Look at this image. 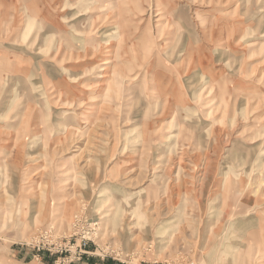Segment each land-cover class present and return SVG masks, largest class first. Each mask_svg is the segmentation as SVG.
I'll list each match as a JSON object with an SVG mask.
<instances>
[{
  "label": "rangeland",
  "instance_id": "rangeland-1",
  "mask_svg": "<svg viewBox=\"0 0 264 264\" xmlns=\"http://www.w3.org/2000/svg\"><path fill=\"white\" fill-rule=\"evenodd\" d=\"M0 264H264V0H0Z\"/></svg>",
  "mask_w": 264,
  "mask_h": 264
},
{
  "label": "bare ground",
  "instance_id": "bare-ground-1",
  "mask_svg": "<svg viewBox=\"0 0 264 264\" xmlns=\"http://www.w3.org/2000/svg\"><path fill=\"white\" fill-rule=\"evenodd\" d=\"M108 63H110V61H106L104 64H108Z\"/></svg>",
  "mask_w": 264,
  "mask_h": 264
}]
</instances>
